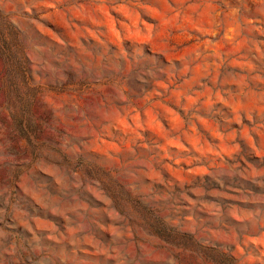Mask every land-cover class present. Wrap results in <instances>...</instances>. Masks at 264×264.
Returning a JSON list of instances; mask_svg holds the SVG:
<instances>
[{"label":"rangeland","instance_id":"374dc122","mask_svg":"<svg viewBox=\"0 0 264 264\" xmlns=\"http://www.w3.org/2000/svg\"><path fill=\"white\" fill-rule=\"evenodd\" d=\"M0 264H264V0H0Z\"/></svg>","mask_w":264,"mask_h":264}]
</instances>
